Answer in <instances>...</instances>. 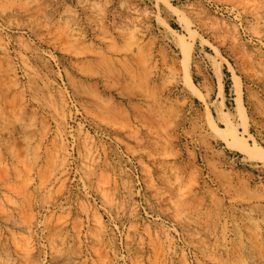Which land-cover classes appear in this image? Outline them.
I'll list each match as a JSON object with an SVG mask.
<instances>
[{"label":"rangeland","instance_id":"1","mask_svg":"<svg viewBox=\"0 0 264 264\" xmlns=\"http://www.w3.org/2000/svg\"><path fill=\"white\" fill-rule=\"evenodd\" d=\"M226 120L264 151V0H0V264H264Z\"/></svg>","mask_w":264,"mask_h":264},{"label":"bare ground","instance_id":"2","mask_svg":"<svg viewBox=\"0 0 264 264\" xmlns=\"http://www.w3.org/2000/svg\"><path fill=\"white\" fill-rule=\"evenodd\" d=\"M218 78V82L220 84V94L223 97L224 96V92L222 90V84H221V75L219 74L217 76ZM237 110L241 111L242 110V106H241V101L240 99H238L237 101ZM221 113V110L219 111ZM223 113V111H222ZM225 130H223L222 132L225 131V134L223 135L224 137L226 136V143L229 147H231V142L232 141H236V140H241L240 141V153H242L243 155H245L248 159L250 160H260L262 162H264V151L256 148V147H252L251 145H249L245 139L242 140V138H240V136H238L237 132L232 128L231 123L226 120L225 121Z\"/></svg>","mask_w":264,"mask_h":264}]
</instances>
